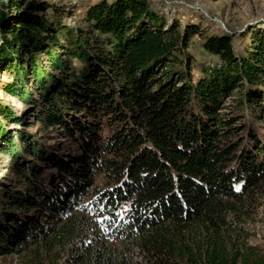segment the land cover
<instances>
[{
  "label": "trees",
  "instance_id": "obj_1",
  "mask_svg": "<svg viewBox=\"0 0 264 264\" xmlns=\"http://www.w3.org/2000/svg\"><path fill=\"white\" fill-rule=\"evenodd\" d=\"M45 7L0 4V257L264 264V30L204 37L193 77L146 0L89 6L90 40Z\"/></svg>",
  "mask_w": 264,
  "mask_h": 264
},
{
  "label": "rangeland",
  "instance_id": "obj_2",
  "mask_svg": "<svg viewBox=\"0 0 264 264\" xmlns=\"http://www.w3.org/2000/svg\"><path fill=\"white\" fill-rule=\"evenodd\" d=\"M30 1L49 6L45 7L39 16L51 23L56 20L68 28L81 32L84 38L90 40L92 37L89 39L86 33L88 26L83 21L86 10L89 6L102 1L114 0H0V4H4L7 11L13 14L15 10H9L12 3L20 4L23 8ZM146 2L152 12L166 21V29L174 23L179 26V31L189 27L192 34L184 52L194 59L193 77H199L197 67L200 64L215 62V59L202 49L204 37L221 36L226 33L233 35L232 44L239 53L248 43L247 30H264V0H146ZM179 58L183 60L182 57ZM1 80L0 84L6 82L7 78L2 75ZM0 100L16 104V101L2 93L1 89ZM99 182L100 179L96 178L95 184L98 185ZM251 229L254 233L251 243L264 249V205L260 208ZM0 264L20 263L16 256H6L0 257Z\"/></svg>",
  "mask_w": 264,
  "mask_h": 264
}]
</instances>
